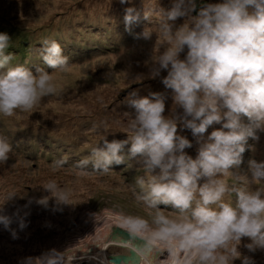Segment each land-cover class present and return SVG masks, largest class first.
<instances>
[{
  "label": "clouds",
  "instance_id": "obj_1",
  "mask_svg": "<svg viewBox=\"0 0 264 264\" xmlns=\"http://www.w3.org/2000/svg\"><path fill=\"white\" fill-rule=\"evenodd\" d=\"M118 2L128 5L123 22L131 31L142 16L133 0ZM161 13L160 30L170 46L158 57L152 78L170 90L175 110L165 115L167 97L161 92L141 96L132 91L127 99L131 135L105 137L76 167L91 164L107 172L124 164L127 147V157L147 173V178H137L143 189L138 198L155 210L151 224L139 216L119 217L130 239L147 236L142 247L163 245L170 254L175 250L172 264H254L238 249L246 239L243 247L250 253L264 250V190L230 187L222 177L244 163L248 140L258 142V133L264 132V0H172ZM181 19L190 22L177 26ZM134 39H151V33H135ZM10 41L8 33L0 32V69H6L0 72V114L5 116L17 109L29 111L55 91L44 68L7 67ZM39 55L48 69L63 70L69 63L55 40H44ZM214 124L220 127L205 138ZM183 130L199 145L195 158L185 151L193 145L178 134ZM11 151L7 137L0 136V163L7 162ZM248 171L253 180L264 181V161L250 158ZM44 191L55 193L53 211L68 205L67 193L56 182L50 181ZM232 192L235 206L224 202L225 194ZM15 198L10 196L8 202ZM33 202L28 198L11 212L0 206V227L12 239L28 227ZM48 202L44 197L35 201L45 207ZM161 205L178 210V217L165 215ZM63 259L61 251L51 248L23 257L19 264H63Z\"/></svg>",
  "mask_w": 264,
  "mask_h": 264
},
{
  "label": "rangeland",
  "instance_id": "obj_2",
  "mask_svg": "<svg viewBox=\"0 0 264 264\" xmlns=\"http://www.w3.org/2000/svg\"><path fill=\"white\" fill-rule=\"evenodd\" d=\"M171 2L133 0L142 19L126 31L123 15L128 5H121L118 0H0V32L11 37L7 53H15L10 67L21 65V53L17 50L20 46L25 48V59L32 64L39 61V49L46 39L57 41L65 56L67 49L73 50L65 69L48 70L43 65L52 76V94L43 96L29 111L17 109L12 116L0 114V136L7 137L12 145L9 159L0 163V206L5 205L11 212L28 198L34 201L29 209V225L19 232L18 239H12L0 227V264H19L23 257L38 256L66 243L70 232L80 225L82 213L89 211L96 215L114 211L152 223L155 210L138 198L143 189L137 178H147V173L136 160L127 157V147L126 165L107 172L96 171L91 164L85 169L76 164L90 158L92 149L101 145L105 137L125 139L131 135L132 109L127 106V99L132 91H139L141 96L150 91L161 92L167 97L165 115L175 110L170 90L164 88L159 78H152L158 57L170 46L160 25L161 10H167ZM189 22L181 19L175 23L179 26ZM141 31L151 33V39H134V34ZM85 42H90V47L101 46L102 42L112 44L108 49L83 52L80 47ZM219 127L212 125L205 138ZM178 134L192 142L193 146L185 151L195 158L199 145L191 132L183 130ZM258 135V142L248 140L244 163L222 177L230 187L264 190V181L253 180L248 171L250 158L264 161V132ZM59 160L66 163L57 166ZM50 181L68 195V205L62 206V211L52 210L55 193L44 191ZM12 195L16 198L8 202ZM42 197L49 200L48 207L35 203ZM224 202L235 206V193L225 194ZM160 207L170 218L179 215L176 209ZM247 242L242 241L238 250L251 256L254 264H264V250L250 253L243 247ZM119 253L127 254L128 250L115 245L107 248V257ZM234 264L241 261L235 260Z\"/></svg>",
  "mask_w": 264,
  "mask_h": 264
},
{
  "label": "bare ground",
  "instance_id": "obj_3",
  "mask_svg": "<svg viewBox=\"0 0 264 264\" xmlns=\"http://www.w3.org/2000/svg\"><path fill=\"white\" fill-rule=\"evenodd\" d=\"M120 216L114 211H105L100 215L90 211L82 213L79 218L80 225L70 232L69 240L55 247L61 251L64 257L63 262L69 264H111L107 257V248L115 245L127 250L134 249L141 257L139 264H172L176 251L173 250L170 254L166 246L158 245L153 248L140 246L137 248L130 241L124 243L119 239L112 241V228L117 227L128 233L121 226ZM140 239H147V236Z\"/></svg>",
  "mask_w": 264,
  "mask_h": 264
},
{
  "label": "water",
  "instance_id": "obj_4",
  "mask_svg": "<svg viewBox=\"0 0 264 264\" xmlns=\"http://www.w3.org/2000/svg\"><path fill=\"white\" fill-rule=\"evenodd\" d=\"M116 239L121 240V242L130 241L134 244L135 247H142V239L137 238L135 240L130 239L129 234L124 232L122 229L117 227L112 228L111 230V240L115 241ZM140 256L134 249H129L127 254H110L108 260L111 264H139Z\"/></svg>",
  "mask_w": 264,
  "mask_h": 264
},
{
  "label": "trees",
  "instance_id": "obj_5",
  "mask_svg": "<svg viewBox=\"0 0 264 264\" xmlns=\"http://www.w3.org/2000/svg\"><path fill=\"white\" fill-rule=\"evenodd\" d=\"M82 41H84V40H82ZM113 42V41H112ZM101 44V46H95V47H90V42H85L84 44H83V46H81L80 47V49L84 52V51H87V50H94V49H97L98 50V48H107L108 49V47L109 46H111V42H102V43H100ZM7 50V49H6ZM20 53H21V57L22 58H20V63H21V65H24L25 67H28V68H30L31 67V65H32V68H33V70H35V68L37 67V66H39V67H41V68H44L43 67V65L45 64L44 62H43V60H42V58H41V56L39 55V61H37V63L36 64H32L31 62H29L28 61V59H25V58H27V53H25L26 51H25V48H23L22 46H20L18 49H17ZM75 50V49H74ZM8 51V50H7ZM6 51V52H7ZM70 51H73L72 49H67V51L66 52H68V54H67V57L69 58V54H70ZM11 52V51H10ZM94 53V52H93ZM63 54H64V52H63ZM89 54H91V53H89ZM12 55H14L15 56V53H13ZM12 62H13V59L9 62V65H8V67H10V63L12 64ZM33 65H36L35 67H33ZM49 70V69H48ZM126 159H128V158H126V156H125V160ZM122 165H126L125 164V162H124V164H122ZM122 165H120V166H122ZM115 167H117V166H113V168H115Z\"/></svg>",
  "mask_w": 264,
  "mask_h": 264
}]
</instances>
